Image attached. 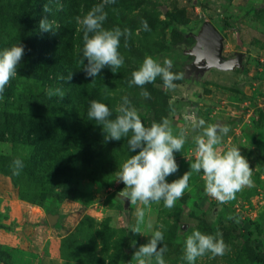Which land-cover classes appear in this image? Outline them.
<instances>
[{"label": "rangeland", "instance_id": "obj_1", "mask_svg": "<svg viewBox=\"0 0 264 264\" xmlns=\"http://www.w3.org/2000/svg\"><path fill=\"white\" fill-rule=\"evenodd\" d=\"M130 1V6L115 14L105 27L131 31L127 46L124 38L120 42L124 65L116 73L106 67L93 80L95 84L99 80L101 83L105 81L107 88H102L103 96L116 103L113 119L118 114L116 109L121 98L127 96L146 127L153 121L166 118L174 135L186 129L187 142L182 151L174 152L175 160L184 159L186 162L166 178L168 182L190 171V164L194 162L192 137L201 129L194 130L193 122L203 119L206 125H226L230 131L217 147L221 150L232 145L239 147L252 168V186L244 187L234 200L220 204L205 194L202 175L192 172L189 187L174 207L165 208L162 201L147 207L139 202L131 204L130 220L126 222L123 203L117 198L125 186L117 181V170L135 153L128 150L126 138L105 141L103 132L93 129L91 134L95 138L96 151L106 152H103L104 158L112 170V179L109 185L80 180L77 189L88 196L84 199H47L40 205L33 204L22 200L19 188L0 172V249L3 252L0 264H80L65 257L63 243L68 236L78 232L84 221L86 229L89 225L101 229L107 224L117 234L114 239L125 236L123 230L126 229V241L132 248L127 244L123 251L127 252L130 264H135L132 260L135 250L148 242V235L154 230L163 232L164 239L158 248L167 246L164 253L166 264H187L182 259L183 243L193 230L212 235L220 232L228 246L224 255L209 253L199 257L196 264H258L256 248L264 258V0ZM51 4H61V0H52ZM164 11H167L166 15ZM168 14L174 17L168 18ZM142 20L147 21L149 30L142 29ZM159 21L167 22L166 26L158 25ZM205 23H211L221 31L225 56L231 58L236 52L246 54L245 70L243 73L240 70L232 73L213 70L201 82L189 85L184 79V69L194 59L184 51L192 41L186 38L182 44H173L172 33L180 31L186 37L188 33H196ZM11 27L9 14L3 11L0 15V50L6 48L1 44H8L13 39ZM133 49L137 50L134 54ZM145 56H151L161 64L169 59L173 65L170 70L183 75L182 79L174 81V89L154 83L162 92L161 98L147 84L144 88L150 98L140 95L141 88L129 86L131 73L138 69ZM163 98L167 107L158 103ZM0 155L26 157L28 150L0 142ZM54 206L62 218L55 227L47 218L49 208ZM137 208H144L146 213L145 225L141 226L144 235L130 231L136 223ZM229 215L237 221L232 222L227 218ZM148 221H151L152 229L147 228ZM183 225L188 227L181 231ZM108 234L109 231L98 237L99 250L105 249L102 237ZM82 238L84 240V236L79 237ZM120 264H123L122 260Z\"/></svg>", "mask_w": 264, "mask_h": 264}, {"label": "trees", "instance_id": "obj_2", "mask_svg": "<svg viewBox=\"0 0 264 264\" xmlns=\"http://www.w3.org/2000/svg\"><path fill=\"white\" fill-rule=\"evenodd\" d=\"M101 2L61 0V4L55 6L50 3L51 12H45L48 0H0V15L3 11L9 14L10 30L13 31V39L1 45L9 48L22 43L25 47L17 76L0 96V142L28 150L26 157L0 155V172L19 188L20 198L24 201L40 205L47 199H84L87 195L77 189L80 180L107 185L111 182L112 170L104 158L106 152L96 151L95 138L91 134L93 129L102 131V126L90 121L87 111L90 102L96 100L109 107L112 112L110 118L113 119L116 103L103 96L105 81L101 83L99 80L95 84L80 69L83 31L75 21L76 16L82 17ZM130 3V0H116L115 4L107 5L104 28ZM45 17L54 21V34L39 29V22ZM167 17L174 16L168 14ZM157 24L164 27L167 22L159 21ZM172 37L173 44H182L188 38L192 43L185 49L194 47L195 40L190 33L185 37L182 32L175 31ZM136 51L133 49L132 54ZM71 74L72 79L67 81ZM156 82L163 84L158 77L147 86L159 97L162 92L155 88ZM49 88H61L65 93L64 99L57 96L49 98ZM164 99L158 102L161 107H167ZM17 158L24 163L18 176L13 175L11 167ZM49 211L59 212L55 206ZM236 221L237 218L232 219V222ZM85 223L82 222L78 232L64 240L66 258L80 264H120V260L123 264H130L127 252L123 251L128 244L126 229L123 230L125 236L114 239L117 234L107 224L101 229L93 225L86 229ZM107 231L110 234L102 237L105 249L99 250L98 237ZM82 236L84 240L79 239ZM128 247L132 248L129 244ZM256 249V262L264 264V258ZM2 254L0 249V258Z\"/></svg>", "mask_w": 264, "mask_h": 264}, {"label": "clouds", "instance_id": "obj_3", "mask_svg": "<svg viewBox=\"0 0 264 264\" xmlns=\"http://www.w3.org/2000/svg\"><path fill=\"white\" fill-rule=\"evenodd\" d=\"M51 2L52 0H48L45 4V12H51L49 7ZM115 2L116 0H102L82 17H75L76 23L83 31L80 69L86 77L92 78V81L99 76L102 69L107 67L116 73V70L124 65V57L119 51L120 42L121 38H124L126 47L131 31L127 28L121 30L119 27L106 29L103 26L107 19L105 7ZM141 27L145 31L149 30L147 21L142 20ZM39 29L41 32L54 34V21L47 17L41 19ZM24 54L25 47L22 43L0 50V96L3 95L9 82L17 76L18 66ZM172 66V61L169 59H165L161 64L153 57L145 56L138 69L131 73L129 86L141 88L140 95L144 98H150V93L144 86L153 83L158 77L166 89H174L176 87L174 81L182 79L183 75L173 73L170 70ZM71 79L72 74L67 77V81ZM47 95L49 98L57 96L61 100L65 97L61 88H49ZM116 112L118 114L115 118H110L112 112L109 107L93 100L90 102L87 117L90 121L94 120L96 125L102 126L105 141H119L121 138H126L128 150L135 153L117 170V181L125 186L119 195L132 204L139 202L147 207L151 203L162 201L165 208L174 207L176 201L182 198L185 189L189 187L192 172L202 175L205 194L220 204L234 200L236 194L244 187L252 186V168L241 154L239 147L232 145L225 150L217 147L221 145L222 138L229 133L228 126L206 125L203 119L193 122L191 126L194 130L201 129L198 135L192 137L195 145L194 162L190 164V171L168 182L166 178L179 170L174 152L182 151L187 142L186 129H181L177 135H174L171 123L166 118L160 122L153 121L146 127L127 96L121 98ZM11 167L13 175L18 176L24 163L17 158L13 160ZM145 215L144 208H137L136 223L130 227L133 234L144 235L141 226L145 225ZM227 218L233 219L231 215ZM146 226L148 229L153 228L151 221H148ZM148 236L150 239L135 250L132 260L135 264H153V260L155 264H166L164 253L167 251V246L158 248V244L164 239L163 232L154 230ZM227 249L222 233L217 232L212 235L193 230L184 240L182 259L187 264H196L199 257L209 253L212 256H222Z\"/></svg>", "mask_w": 264, "mask_h": 264}, {"label": "water", "instance_id": "obj_4", "mask_svg": "<svg viewBox=\"0 0 264 264\" xmlns=\"http://www.w3.org/2000/svg\"><path fill=\"white\" fill-rule=\"evenodd\" d=\"M167 11H164L166 14ZM191 36L195 40L194 47L185 50L184 54L194 57L193 62L185 66L184 79L190 81L192 78L196 82H201L205 76L215 70L224 73H232L240 70L241 73L245 70L244 60L246 54L237 53L232 58L224 57V37L222 33L211 23L203 24L196 33H191ZM179 168L185 163L184 159L176 160ZM117 198L123 203L124 206V219L126 222L130 220V208L131 202L117 196ZM48 221L51 226L55 227L61 222V215L59 212L54 213L48 211ZM188 225H183L184 231ZM24 232V230L22 231Z\"/></svg>", "mask_w": 264, "mask_h": 264}, {"label": "flooded vegetation", "instance_id": "obj_5", "mask_svg": "<svg viewBox=\"0 0 264 264\" xmlns=\"http://www.w3.org/2000/svg\"><path fill=\"white\" fill-rule=\"evenodd\" d=\"M237 53H240V52H236L235 54H237ZM235 54H234V55H235ZM234 55H233L232 57H234ZM224 57L227 58V59L230 58V57H227V56H225V55H224ZM232 57H231V58H232ZM192 58L194 59V57H192ZM192 62H193V61H192ZM192 82L195 83L196 81L192 78V80H190V81H186V84H189V85H190Z\"/></svg>", "mask_w": 264, "mask_h": 264}]
</instances>
